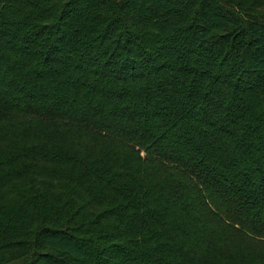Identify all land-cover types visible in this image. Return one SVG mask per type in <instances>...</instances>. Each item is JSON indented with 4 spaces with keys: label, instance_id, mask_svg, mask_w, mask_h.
<instances>
[{
    "label": "trees",
    "instance_id": "1",
    "mask_svg": "<svg viewBox=\"0 0 264 264\" xmlns=\"http://www.w3.org/2000/svg\"><path fill=\"white\" fill-rule=\"evenodd\" d=\"M0 264H264V0H0Z\"/></svg>",
    "mask_w": 264,
    "mask_h": 264
}]
</instances>
